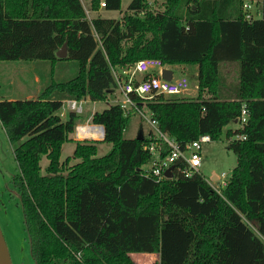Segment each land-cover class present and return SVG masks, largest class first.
Returning <instances> with one entry per match:
<instances>
[{"label":"trees","instance_id":"16d2710c","mask_svg":"<svg viewBox=\"0 0 264 264\" xmlns=\"http://www.w3.org/2000/svg\"><path fill=\"white\" fill-rule=\"evenodd\" d=\"M101 1L111 12L125 0H91L90 10ZM161 1L157 12L149 0H129L120 20H88L80 0H0V62H48L50 74L58 62L77 65L73 78L50 80L34 98L0 99L34 264H136L135 253L158 255L155 264H264V2L262 17L247 21L243 0ZM146 58L197 66L195 98L133 97L180 144L218 140L246 105L247 122L226 131L236 164L222 196L199 175L144 176L150 134L123 136L132 109L110 104L91 115L111 144L103 156L95 141L71 137L80 117L61 118L63 102L105 101L113 71ZM225 62L237 63L236 80L220 70ZM66 142L74 150L61 161Z\"/></svg>","mask_w":264,"mask_h":264},{"label":"rangeland","instance_id":"374dc122","mask_svg":"<svg viewBox=\"0 0 264 264\" xmlns=\"http://www.w3.org/2000/svg\"><path fill=\"white\" fill-rule=\"evenodd\" d=\"M91 0H80L86 9L88 20L95 17H104L120 20L126 9L129 0L122 2L121 10L106 12L100 5L96 10H90ZM161 0H149V7L153 12L162 9ZM261 8L260 3L252 5L251 13L257 18L256 11ZM220 70L229 75L230 80H235V68L231 65L222 66ZM40 65L39 69L34 67ZM173 72L174 76H184L189 82L190 92L188 96L196 95L197 86V68L195 65H163ZM77 74V65L73 60H65L54 65L53 73L50 74V65L48 62L42 61H1L0 62V99H30L38 94V90L49 83L50 80L67 81ZM225 74V73H224ZM237 75V74H236ZM237 77V76H236ZM165 98H179L185 96H164ZM120 98L117 91L110 93L106 97V101H98L95 104V111L100 112L110 104H114L115 100ZM186 98V97H185ZM82 112L79 115V125H90L87 119L90 116L92 105L91 101H83L80 103ZM67 109H61V118H65ZM150 113L143 104L139 111L134 112L128 119L123 131L126 139L137 138L138 136H146L153 131L149 124ZM78 125V126H79ZM76 126V127H78ZM239 126L235 122H230L223 128L222 135L216 141H211L202 145L201 156L202 166L200 168L201 175L205 179L213 182L215 176L225 173L229 176L231 170L236 164L235 155L228 149L229 140L226 138L227 130H236ZM77 141H95L97 156H103L110 152L111 144L101 141L102 139L93 138H77L74 133L71 135ZM74 142H66L62 145L60 160L64 161L68 156H72L74 150ZM76 160H72L70 165ZM47 165L46 157H42L40 161L41 173L44 174ZM18 173L16 163L13 158L12 148L8 142L7 136L0 125V228L6 241L12 264H34L30 253L28 237L23 224V216L16 190L12 186V178ZM264 240V238H263ZM131 259L136 264H155L158 261L156 254H130Z\"/></svg>","mask_w":264,"mask_h":264},{"label":"built area","instance_id":"2783aa9c","mask_svg":"<svg viewBox=\"0 0 264 264\" xmlns=\"http://www.w3.org/2000/svg\"><path fill=\"white\" fill-rule=\"evenodd\" d=\"M100 5L104 7L103 1ZM242 10L244 19L251 21L254 19L252 13L249 11V5L247 3L242 4ZM165 67L160 60L155 58H146L136 61L134 64L127 66L121 70L113 71V77L115 80V91L120 96L114 102L118 104L125 112L128 110L139 111L138 105L134 101L133 97H138L142 100H151L156 96H185L186 98H195L197 95L188 96L190 92L189 82L184 76L173 77L171 80H164L161 77L162 70ZM144 76L142 81H137V77ZM184 97V98H185ZM67 109L75 113H81L82 107L80 101L66 100L63 102L61 109ZM62 116V113H60ZM249 117L246 105L242 104L240 113L235 120L239 128L247 122ZM88 124V122H87ZM149 124L152 127L148 142L143 144V150L149 155V161L142 168L144 176L152 178L156 182H160L164 179H172L173 177L182 176L184 178H191L194 175L201 176L205 182L211 187V189L222 196V190L228 183V177L224 172L213 178V182L209 179H205L200 172L202 166L201 150L202 145L211 142L208 135H201L195 140L187 142L185 144L178 143L174 138L162 133L155 121L149 120ZM90 130L99 133V138L103 139L102 126L89 125ZM78 127L75 128V136L80 138L77 134ZM95 139V138H93ZM234 139L244 140V136H235ZM171 178L165 176L166 170L171 168Z\"/></svg>","mask_w":264,"mask_h":264},{"label":"water","instance_id":"95a60500","mask_svg":"<svg viewBox=\"0 0 264 264\" xmlns=\"http://www.w3.org/2000/svg\"><path fill=\"white\" fill-rule=\"evenodd\" d=\"M66 55H67L66 45L64 44L60 49L56 51L55 56L59 59H63L66 57ZM161 77L164 80L169 81L172 78V72L169 69H163L161 73ZM143 79H144L143 75L137 77V81H142ZM171 169L172 167L166 170L165 172V176L167 178H171ZM137 171H139V169H137ZM0 264H12L10 253L6 241L4 239L3 233L1 231V228H0Z\"/></svg>","mask_w":264,"mask_h":264},{"label":"crops","instance_id":"0c3cea01","mask_svg":"<svg viewBox=\"0 0 264 264\" xmlns=\"http://www.w3.org/2000/svg\"><path fill=\"white\" fill-rule=\"evenodd\" d=\"M243 2L244 3H247L248 5H249V11L251 10V8H252V5L255 3V5H258L259 3H260V5H261V8L259 9V10H257L256 11V14H257V18H261L262 17V8H263V2H264V0H243ZM84 7V6H83ZM85 11H86V9H85ZM106 12H109V11H106ZM251 12V11H250ZM253 15V14H252ZM254 17V16H253ZM255 18V17H254ZM229 66V65H231V66H233L234 68H235V71H236V74H237V72H238V65H237V63H235V62H225V63H223L222 64V66ZM34 67H38L39 69H42L43 67H41L40 65H36V66H34ZM196 68H197V66H196ZM164 69H168V68H164ZM172 72V71H171ZM225 74H226V76H228V78H230L229 77V75L226 73V72H224ZM235 74V80H236V75ZM172 76L173 77H178V76H174V74H173V72H172ZM40 91V89L38 90V92ZM11 99H14V98H11ZM83 101H85V100H82V101H80V103H82ZM86 101H88V100H86ZM106 101V100H105ZM95 104H96V102H92L91 101V105H92V109H91V113H90V116H89V118L87 119V121L86 122H90V118H91V115L95 112Z\"/></svg>","mask_w":264,"mask_h":264},{"label":"bare ground","instance_id":"6f19581e","mask_svg":"<svg viewBox=\"0 0 264 264\" xmlns=\"http://www.w3.org/2000/svg\"><path fill=\"white\" fill-rule=\"evenodd\" d=\"M91 127L89 125H79L77 132L79 137L83 138H99V133L102 134L101 132H94L93 130H90Z\"/></svg>","mask_w":264,"mask_h":264}]
</instances>
